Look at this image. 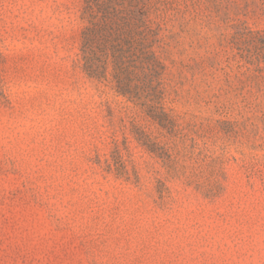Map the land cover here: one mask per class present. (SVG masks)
I'll use <instances>...</instances> for the list:
<instances>
[{
  "label": "rangeland",
  "instance_id": "1",
  "mask_svg": "<svg viewBox=\"0 0 264 264\" xmlns=\"http://www.w3.org/2000/svg\"><path fill=\"white\" fill-rule=\"evenodd\" d=\"M82 6L0 0V264H264V0H160L139 103Z\"/></svg>",
  "mask_w": 264,
  "mask_h": 264
},
{
  "label": "trees",
  "instance_id": "2",
  "mask_svg": "<svg viewBox=\"0 0 264 264\" xmlns=\"http://www.w3.org/2000/svg\"><path fill=\"white\" fill-rule=\"evenodd\" d=\"M160 0H83L81 55L86 74L109 80L136 103L156 88L161 68Z\"/></svg>",
  "mask_w": 264,
  "mask_h": 264
}]
</instances>
